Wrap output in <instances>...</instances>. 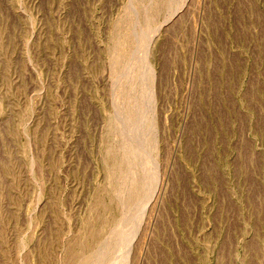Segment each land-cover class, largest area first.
<instances>
[{"label":"rangeland","instance_id":"obj_1","mask_svg":"<svg viewBox=\"0 0 264 264\" xmlns=\"http://www.w3.org/2000/svg\"><path fill=\"white\" fill-rule=\"evenodd\" d=\"M156 1L0 0V264H264V0Z\"/></svg>","mask_w":264,"mask_h":264},{"label":"bare ground","instance_id":"obj_2","mask_svg":"<svg viewBox=\"0 0 264 264\" xmlns=\"http://www.w3.org/2000/svg\"><path fill=\"white\" fill-rule=\"evenodd\" d=\"M151 1V0H150ZM156 1V0H155ZM159 2V1H158ZM152 3V2H151ZM155 4H157V1L155 2ZM154 4V5H155ZM162 4H163V2H162ZM161 4V5H162ZM144 5V4H143ZM154 5H152V6H154ZM136 8V7H135ZM139 8V7H138ZM142 8V7H141ZM128 9H130V7L128 8ZM145 9H146V7H145ZM147 9H148V7H147ZM146 9V10H147ZM154 10H155V8H154ZM153 10V11H154ZM138 11V10H137ZM145 11V10H144ZM150 11H152L150 8H149V13H147V16H148V14L150 15V14H152V12L150 13ZM146 12V11H145ZM144 12V13H145ZM140 14V13H139ZM137 15V14H136ZM135 15V16H136ZM145 16H146V13H145ZM123 18V17H122ZM131 18V17H130ZM127 26V25H126ZM130 27H131V25H130ZM127 30L129 31H133V30H131V29H129V28H127ZM127 30H124V33L127 31ZM129 31V32H130ZM131 33V32H130ZM129 33V34H130ZM133 34V33H132ZM126 36H128V34L126 35ZM121 37H123V41H124V43H126L127 41H126V39L124 40V38H125V35L123 36H121ZM128 38H132V36H128ZM127 38V40H129L130 41V39H128ZM122 38H120V40H119V43H120V41H121V43H123L122 42V40H121ZM120 43V44H121ZM122 44L123 46L122 47H124V45L125 44ZM142 43V42H141ZM130 43L128 42V44L126 43V45H129ZM141 46V45H140ZM144 46H145V43H144ZM143 46V47H144ZM120 47H121V45H120ZM119 47V49L121 50L120 52L122 53V54H128V50L125 52V50H122V49H124V48H120ZM142 47V46H141ZM142 47V48H143ZM126 49L127 48H129V46L128 47H125ZM119 49H118V51L117 52H119ZM141 49V48H140ZM113 50V49H112ZM117 50V49H116ZM143 51V50H142ZM123 52H125V53H123ZM139 52V51H138ZM117 54V53H116ZM141 55V54H140ZM119 56H120V53H119ZM122 56V55H121ZM125 56V55H124ZM124 56H122V57H120V59L121 58H124ZM136 56V55H135ZM116 57V56H115ZM119 58V57H118ZM120 59H117V60H120ZM133 65V64H132ZM134 65H135V63H134ZM148 66V65H147ZM146 66V67H147ZM150 66V69H149V82H151L154 78H155V70H154V68L151 66V65H149ZM134 67V66H133ZM135 68H136V66H135ZM134 68V69H135ZM128 71V70H127ZM140 73V72H139ZM142 73V72H141ZM124 74V73H123ZM122 74V75H123ZM126 74V73H125ZM143 74V73H142ZM121 75V76H122ZM139 75V74H138ZM138 75H136L135 73H134V71L131 73V74H126V76H123V77H125V83H126V85L128 86V84H133L134 82L136 83V76L138 77ZM146 75V76H147ZM141 76V75H140ZM139 76V77H140ZM144 76V75H143ZM121 78V80H123V78L122 77H120ZM145 78V77H144ZM148 78V77H147ZM134 80V81H133ZM124 81V80H123ZM123 81H121L122 82V84H124V82ZM121 84V83H120ZM150 84V83H149ZM129 85V86H130ZM124 86V85H123ZM128 86V87H129ZM149 87V86H148ZM122 89L123 88H121V91H122ZM124 89H125V87H124ZM126 89H129V88H126ZM125 89V90H126ZM120 90V89H119ZM136 90V89H135ZM143 90H145V92H146V95H147V97L146 98H149V100H151V102H152V108L151 109H148L147 111H145V109L143 110V109H141V110H143L142 112H138V110L136 111V112H132V114H130L129 116H130V118L131 119H129V123H130V125H131V127H130V129H129V132L128 131H126V136H125V143H127L126 145L127 146H123V149H124V151L125 152H128V156H129V159H130V161H131V163H134V164H132V168H131V173L129 174V176L125 179V181L124 182H122L123 183V185H124V183H125V187H123L124 189L126 188V190H124V191H122L123 193L125 192L126 194H130L129 193V191L131 192V194L130 195H132V193L134 192L135 194H136V196H140L139 195V192H142V190L144 191L150 184H151V181L153 180V178H154V176H155V174H151V172L149 171L148 173H147V175H144V177H143V175L141 174L142 172L141 171H144L145 170V165H141L140 164V159L142 158V157H144V156H141L140 157V154L142 155V154H144V152L143 153H141L140 151H138V150H143L142 148H144L145 146H144V144H146L147 143V138H145L144 136L146 135V133H145V131H143L142 130V128H144V127H140L141 125L143 126H145V125H147V128L148 127H150V130L151 129H153V127H154V125H155V120H156V112H155V106H154V101H155V94H156V90H155V88H152V89H150V87L148 88V90H146V87L143 89ZM124 91V90H123ZM142 91V90H141ZM127 92H128V90H127ZM130 92V91H129ZM121 92L119 91V94H120ZM133 93H134V91H133ZM142 93H143V91H142ZM142 93H139L138 95H139V97H143L144 96V94H142ZM118 94V95H119ZM131 94V93H130ZM135 94V93H134ZM137 94V93H136ZM136 94H135V96H136ZM138 95L136 96V97H138ZM142 95V96H141ZM120 96V95H119ZM121 97V96H120ZM127 97H129V95L128 96H126L125 98H126V100H124V101H127V102H131L130 104H131V108H133L134 106L132 105V103L133 102H136V100H134L133 99V96H131L130 98H128V100H127ZM121 98H123V93H122V97ZM138 99V98H137ZM145 99V98H144ZM143 100V99H142ZM141 100V101H142ZM148 99H147V101H149ZM119 101V100H118ZM137 101H139V102H141L140 100H137ZM147 101H145L146 102V104H147ZM121 102H123V101H121ZM126 102V103H127ZM120 103V102H119ZM142 103V102H141ZM144 103V102H143ZM149 103V102H148ZM145 104V103H144ZM151 103H149L147 106H149ZM126 105H128L129 106V103L128 104H126ZM137 106V105H136ZM144 106V105H143ZM150 107V106H149ZM148 107V108H149ZM135 108V107H134ZM139 108V107H138ZM137 107L135 108V109H138ZM141 108V107H140ZM144 108H146V107H144ZM147 109V108H146ZM130 110V109H129ZM149 111V112H148ZM145 112H148L149 113V116H148V113L146 114ZM121 118V117H120ZM123 118V117H122ZM125 118V117H124ZM121 120V119H120ZM117 123V122H116ZM128 123V122H127ZM113 124H115V122L113 123ZM112 125V124H111ZM116 125V124H115ZM115 125H113V126H111V128H113ZM129 126V125H128ZM129 128V127H128ZM126 129H127V127H126ZM155 129V128H154ZM142 130V132H144L145 133V135L143 136V137H140L141 138V140L140 139H138V140H140V141H133L132 140V138H131V141H130V137H132L133 136V134L135 133H139V132H137V131H141ZM141 133H139L138 134V138H139V135H140ZM143 134V133H142ZM137 135V134H136ZM150 135V134H149ZM154 135V134H153ZM142 136V135H141ZM147 137H148V135H147ZM136 138H137V136H136ZM135 138V140H137ZM150 138V137H149ZM152 138V137H151ZM134 139V138H133ZM150 142H151V139L149 140ZM149 141H148V144H149ZM146 142V143H145ZM147 144V145H148ZM146 145V146H147ZM148 149H150V148H148ZM147 149V150H148ZM150 151V150H149ZM140 152V153H139ZM146 152V151H145ZM139 153V154H138ZM115 155V154H114ZM124 156V155H123ZM145 158V157H144ZM143 158V160L145 161V159ZM142 160V161H143ZM143 161V163H145V162H147V161H145L144 162ZM147 165V164H146ZM149 165V164H148ZM146 170H149V169H147L146 168ZM146 170H145V172H146ZM153 173V172H152ZM146 174V173H145ZM125 175V174H124ZM124 175H123V177H124ZM120 179V178H119ZM124 180V179H123ZM122 185V186H123ZM133 185V186H132ZM135 190H136V192H135ZM139 190V191H138ZM138 192V193H137ZM118 193V192H117ZM134 194V195H135ZM130 195H128V196H130ZM133 196V195H132ZM136 196H135V198H136ZM124 197V196H123ZM132 198H134V197H132ZM131 198V196L129 197V199H132ZM140 198V197H139ZM135 200V199H134ZM134 200H131V202H133ZM128 202V201H127ZM126 202V204H128ZM130 201H129V203H131ZM125 205V204H124ZM128 211H127V214H125V217H126V215H127V217H128ZM132 215V214H131ZM133 216V215H132ZM132 216L131 217H129V218H132ZM137 219V218H136ZM130 220V219H129ZM133 221V220H132ZM131 220L130 221H127V223H129L130 222V226L131 227H133V225H132V222ZM135 221V220H134ZM136 223V222H135ZM136 226V225H135ZM130 230L132 231H134L135 229L133 228V229H130L129 228V224H126L124 227H122V228H120V230L117 232L118 234H116V237H115V239H114V241H116V243L119 241H117V238L118 239H120V240H123L124 241V239L127 237V235H128V233L130 232ZM135 232V231H134ZM133 233V232H132ZM113 241V243H115ZM127 241H128V239H127ZM127 241H126V243H127ZM120 242V241H119ZM118 242V243H119ZM113 243H112V246H115V244L113 245ZM121 243V242H120ZM119 243V244H120ZM123 243V242H122ZM125 243V244H126ZM119 246V245H118ZM126 246V245H125ZM120 247V246H119ZM119 247H118V249H119ZM116 248L117 247H111V249L109 248L108 250H107V253L108 254H112V255H116V253H118V252H121L120 250H118V252L116 251ZM122 248V247H121ZM123 250V249H122ZM123 252V251H122ZM119 254V253H118ZM109 256V255H108ZM113 256V257H114ZM117 256H119V255H117ZM121 257V256H120ZM120 257H118V258H120ZM117 258V259H118ZM123 259V258H122ZM125 259V258H124ZM121 260V259H120ZM85 261V260H84ZM114 261V260H113ZM118 261V260H117ZM124 261V260H123ZM116 261H114L113 263H115ZM121 262H122V260H121ZM120 262V264H124V262H122L121 263ZM112 262H111V264H113ZM116 263H118V262H116Z\"/></svg>","mask_w":264,"mask_h":264}]
</instances>
